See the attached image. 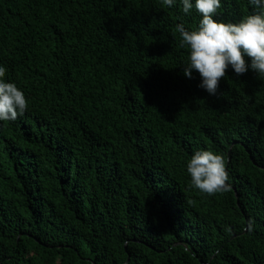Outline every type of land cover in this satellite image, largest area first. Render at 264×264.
<instances>
[{
  "label": "trees",
  "instance_id": "16d2710c",
  "mask_svg": "<svg viewBox=\"0 0 264 264\" xmlns=\"http://www.w3.org/2000/svg\"><path fill=\"white\" fill-rule=\"evenodd\" d=\"M221 4L224 23L260 11ZM201 19L180 0H0V66L28 101L0 121V264H264V78L247 57L215 95L186 77L175 27ZM199 150L229 190L191 186Z\"/></svg>",
  "mask_w": 264,
  "mask_h": 264
},
{
  "label": "clouds",
  "instance_id": "9594fccd",
  "mask_svg": "<svg viewBox=\"0 0 264 264\" xmlns=\"http://www.w3.org/2000/svg\"><path fill=\"white\" fill-rule=\"evenodd\" d=\"M172 7L175 0H161ZM182 11L190 14L193 8L202 17L194 30L178 23L175 32L180 35V46L189 49V60L184 75L192 78L193 71L200 74L199 85L215 95L221 79L227 75L229 66L238 75L251 70L264 78V0H249L259 9L247 15L239 23L219 22L214 17L221 9V0H180ZM6 68L0 66V121H15L28 109L25 94L15 83L5 81ZM191 186L199 192L214 195L229 190L225 159L212 151H196L187 163ZM190 203V201H189Z\"/></svg>",
  "mask_w": 264,
  "mask_h": 264
}]
</instances>
